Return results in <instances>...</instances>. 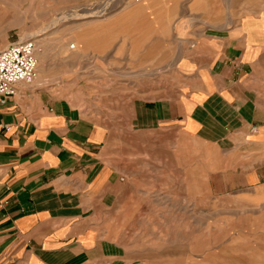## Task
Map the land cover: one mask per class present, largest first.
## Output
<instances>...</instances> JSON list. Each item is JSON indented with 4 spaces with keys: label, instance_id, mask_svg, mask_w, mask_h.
I'll return each instance as SVG.
<instances>
[{
    "label": "rangeland",
    "instance_id": "1",
    "mask_svg": "<svg viewBox=\"0 0 264 264\" xmlns=\"http://www.w3.org/2000/svg\"><path fill=\"white\" fill-rule=\"evenodd\" d=\"M260 12L264 0H0V49L34 40L36 78L109 131L82 264H264V46L252 65L240 53ZM136 17L155 29L130 30ZM101 33L104 46L59 45ZM233 35L242 47L218 54Z\"/></svg>",
    "mask_w": 264,
    "mask_h": 264
},
{
    "label": "crops",
    "instance_id": "2",
    "mask_svg": "<svg viewBox=\"0 0 264 264\" xmlns=\"http://www.w3.org/2000/svg\"><path fill=\"white\" fill-rule=\"evenodd\" d=\"M247 17L252 29H241L246 49L233 35L223 44L229 51L217 52L225 56L242 47L241 57L252 65L253 48L264 46V13ZM41 76L18 83L0 102V264L89 261L96 238L91 207L106 192L99 182L112 174L101 156L109 131ZM235 96L221 95L223 101L247 100ZM233 107L239 110L231 113H241L239 103Z\"/></svg>",
    "mask_w": 264,
    "mask_h": 264
},
{
    "label": "built area",
    "instance_id": "3",
    "mask_svg": "<svg viewBox=\"0 0 264 264\" xmlns=\"http://www.w3.org/2000/svg\"><path fill=\"white\" fill-rule=\"evenodd\" d=\"M36 43L15 40L0 49V102L14 94L18 83H32L37 75Z\"/></svg>",
    "mask_w": 264,
    "mask_h": 264
},
{
    "label": "bare ground",
    "instance_id": "4",
    "mask_svg": "<svg viewBox=\"0 0 264 264\" xmlns=\"http://www.w3.org/2000/svg\"><path fill=\"white\" fill-rule=\"evenodd\" d=\"M154 1V0H153ZM133 9L137 10V6L134 7ZM133 9H131L132 11H134ZM124 16V15H123ZM157 17L159 18V16L157 15ZM160 19V18H159ZM129 25V23H128ZM135 25H137L138 27H141L143 31H145L146 29L149 31L152 32V30L155 29V26H154V23H153V18H144V19H139V18H135L134 21H130V26H129V29L131 30V28L135 27ZM56 26V25H54ZM100 27V26H99ZM102 29V28H100ZM126 29V28H125ZM124 31V30H123ZM142 31V32H143ZM143 34V33H142ZM105 35H103V33H101L100 37L98 36H93L91 38H86V39H82V40H75L73 42L71 41H68L67 39L66 40H63L62 43H60L59 45L65 50H69L70 52H78L81 48L85 49V48H90L93 46V44L95 45L98 44V45H101L104 46L106 44V40H104V37ZM144 36V35H143ZM101 37L103 38V40H101ZM36 43V42H35ZM44 50L45 49H42V48H39V50L37 49V44H36V49H35V55H36V58H37V66H36V70H37V73H38V57H39V71H40V74H42V72L44 71L43 70V55H44ZM83 51V50H82ZM38 55V57H37ZM46 56V55H45ZM37 77V76H36Z\"/></svg>",
    "mask_w": 264,
    "mask_h": 264
}]
</instances>
